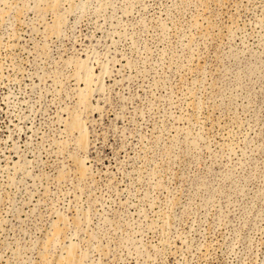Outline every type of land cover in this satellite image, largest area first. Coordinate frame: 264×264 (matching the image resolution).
<instances>
[{"label":"rangeland","instance_id":"1","mask_svg":"<svg viewBox=\"0 0 264 264\" xmlns=\"http://www.w3.org/2000/svg\"><path fill=\"white\" fill-rule=\"evenodd\" d=\"M0 264H264V0H0Z\"/></svg>","mask_w":264,"mask_h":264},{"label":"bare ground","instance_id":"2","mask_svg":"<svg viewBox=\"0 0 264 264\" xmlns=\"http://www.w3.org/2000/svg\"><path fill=\"white\" fill-rule=\"evenodd\" d=\"M57 1L60 2L61 0H57ZM75 126H76V127H80L78 123H77ZM59 232H61V231H59ZM59 232H58V233H59ZM58 235H60V234H58ZM61 235H62V233H61ZM73 254H74V253H73ZM71 256H72V255H71ZM65 260H66V259H65ZM69 260H70V258H69ZM62 261H63V260H62ZM70 261H71V260H70ZM67 262H68V260H67Z\"/></svg>","mask_w":264,"mask_h":264}]
</instances>
